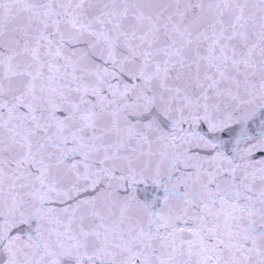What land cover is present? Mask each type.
I'll return each instance as SVG.
<instances>
[{"label": "snow or ice", "instance_id": "obj_1", "mask_svg": "<svg viewBox=\"0 0 264 264\" xmlns=\"http://www.w3.org/2000/svg\"><path fill=\"white\" fill-rule=\"evenodd\" d=\"M0 264H264V0H0Z\"/></svg>", "mask_w": 264, "mask_h": 264}]
</instances>
